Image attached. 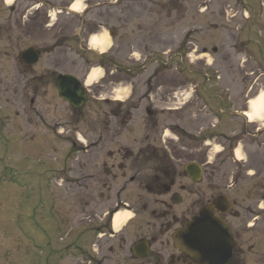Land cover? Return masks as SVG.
<instances>
[{
	"label": "rangeland",
	"instance_id": "374dc122",
	"mask_svg": "<svg viewBox=\"0 0 264 264\" xmlns=\"http://www.w3.org/2000/svg\"><path fill=\"white\" fill-rule=\"evenodd\" d=\"M88 1L80 37L78 12L46 27L33 9L13 26L23 35L19 51L0 36V264H140L128 258L129 236L146 220L141 204L154 206L156 196L136 183L122 190L128 170L113 187L118 197L107 201L98 190L101 161L127 165V151H142L132 167L141 177L156 166L183 185L191 183L184 165L200 164L196 187L254 216L237 227L250 252L264 256V122L244 115L264 94V0ZM28 46L40 57L23 68L19 53ZM57 73L80 78V108L58 96ZM31 76L39 78L29 87ZM241 134L249 137L242 143ZM115 201L135 215L118 228L129 238L121 246L95 231Z\"/></svg>",
	"mask_w": 264,
	"mask_h": 264
},
{
	"label": "flooded vegetation",
	"instance_id": "af4514ba",
	"mask_svg": "<svg viewBox=\"0 0 264 264\" xmlns=\"http://www.w3.org/2000/svg\"><path fill=\"white\" fill-rule=\"evenodd\" d=\"M11 2L10 5L4 6L6 0H0V19L2 20L0 21V36H6L5 40H7V43L10 46L9 50H17V47H19L18 42L23 35L22 33L19 34V32L14 34L13 26L14 28L16 27V29H19V27L22 26L24 13L29 12L32 9L37 13H39V10H42L46 21L43 26L52 27L55 23H51L50 11L54 8H58L61 10L62 14L68 15L67 8L71 4V0H12ZM5 10H8V12L5 13ZM11 35L17 38L16 43L14 44H12L10 42L11 39L8 38ZM61 44H63V42ZM21 50L24 49L22 48ZM19 63L23 68L27 67L23 65L22 62ZM28 67L30 68V66ZM34 77L39 78V76ZM34 77H29L27 82L29 87L32 86ZM16 81L19 82L20 78L15 79V82ZM30 89L34 91L32 88ZM17 93L18 92H15L14 94ZM141 152L142 151L139 153L141 154ZM139 153L133 155L132 151H130V153L127 151L125 160H129L127 165H124V163H118L117 165L111 163L109 167L105 162L101 161L100 172H102V177H100V179L97 178L100 196L103 199H107V201L110 199V193H112L113 196L118 197L120 188L118 187L117 190L113 191V187L116 185L119 177L125 176L126 170L129 171L127 178L128 181L124 183L122 190L125 189L126 184L136 183L138 188L144 189L148 195L153 194L156 196L154 199V206H151L148 199L141 204L142 210L145 212L146 220L144 222L142 221V223L138 225V228H135V226L133 234L131 233L129 236L133 238L127 251L130 261L134 262L135 260H138L141 262L140 264H193L187 259L183 252L175 248L172 235L176 229L183 226L185 222L198 216L203 209L211 206L210 210L212 215L223 219L224 222L229 225V230L234 241L231 254L223 264H264L263 253L261 252V254L258 255V253L250 252V250L254 249V246H247L246 242L240 235L242 230L240 231V228L237 227L238 224L241 223V219L247 224V220L250 218L253 219L254 216L252 217V215L249 216L247 214L242 215L239 210L233 209V206L236 205L237 202H231L228 197L222 193L205 195L204 192H200V189L196 187V184L200 182L202 176L197 182H195L187 176L185 170L184 175L191 182L187 185L181 184L180 180L177 181L176 177L178 174H172L167 177V173L162 171V169L158 170V167L156 166L154 167V173H152V175H149V177H141L140 173L134 172L135 170L132 169V167L135 168L137 165L136 163L140 156ZM147 155L149 158L153 157V153L150 151H148ZM142 157L147 158L145 156ZM154 160L159 161L160 159L156 155ZM120 169L122 170V173L119 174L118 170ZM159 172L161 173V176H164L163 178H165V180L159 176ZM62 176L63 180L67 179L64 174H61V178L60 176L59 178L62 179ZM105 193H107V198H105ZM85 199V203L87 204L88 200L87 198ZM215 199L219 200L213 203ZM122 206H124L123 209L125 210H132L130 205L126 202H122ZM118 207L119 202L115 201L110 207L106 208L103 214L107 219H105L104 225H102V223L101 226L98 225V227H95V231L102 233L103 237L107 236V238L117 240L118 244L121 246L126 244V241L129 238L128 236H126L127 238H124V235L120 234L121 228L118 231H114L110 222L114 213L117 212ZM134 216L135 215L133 214V217ZM259 218H264V215L260 216L259 214ZM131 220L132 218L126 223L131 222ZM133 224L136 225L135 223ZM247 225L249 226V224ZM144 247H147V251L140 256V254L143 253L142 250ZM259 260L261 261L259 262Z\"/></svg>",
	"mask_w": 264,
	"mask_h": 264
},
{
	"label": "water",
	"instance_id": "95a60500",
	"mask_svg": "<svg viewBox=\"0 0 264 264\" xmlns=\"http://www.w3.org/2000/svg\"><path fill=\"white\" fill-rule=\"evenodd\" d=\"M20 58L26 64H31L37 60V54L33 48H29L20 55ZM54 80L58 87V95L74 108H79L86 95L80 89L78 77L72 74H57ZM184 168L191 179L197 180L200 177L201 167L198 164L189 163ZM210 208L202 210L199 216L176 229L172 235L174 246L184 252L194 264H223L230 256L233 246L229 226L222 219L214 217Z\"/></svg>",
	"mask_w": 264,
	"mask_h": 264
},
{
	"label": "clouds",
	"instance_id": "9594fccd",
	"mask_svg": "<svg viewBox=\"0 0 264 264\" xmlns=\"http://www.w3.org/2000/svg\"><path fill=\"white\" fill-rule=\"evenodd\" d=\"M106 38V34H105ZM97 38L92 37V44L95 46ZM250 122H264V94L248 101V110L244 113Z\"/></svg>",
	"mask_w": 264,
	"mask_h": 264
},
{
	"label": "bare ground",
	"instance_id": "6f19581e",
	"mask_svg": "<svg viewBox=\"0 0 264 264\" xmlns=\"http://www.w3.org/2000/svg\"><path fill=\"white\" fill-rule=\"evenodd\" d=\"M82 0H76L75 2H73V4L71 5V8L73 11H79L82 9V4H81ZM98 41V40H97ZM91 44H92V39H91ZM93 45V44H92ZM95 46H97V43L95 44ZM88 81H90V79L88 78ZM236 156L237 158H240L239 152L236 151ZM121 215H124L123 217H121ZM128 215H125L124 212H118L113 216L112 219V227L114 229H118L119 227H121L123 225V222L125 223V221L127 220Z\"/></svg>",
	"mask_w": 264,
	"mask_h": 264
}]
</instances>
